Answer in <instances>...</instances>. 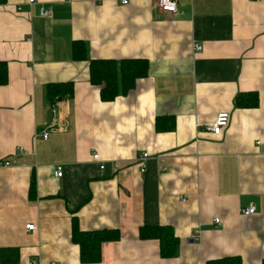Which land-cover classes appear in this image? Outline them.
Wrapping results in <instances>:
<instances>
[{
    "label": "crops",
    "instance_id": "1",
    "mask_svg": "<svg viewBox=\"0 0 264 264\" xmlns=\"http://www.w3.org/2000/svg\"><path fill=\"white\" fill-rule=\"evenodd\" d=\"M122 1L0 3L8 69L0 85V249H17L13 264H206L227 256L261 264L264 0H176L174 13L153 0ZM80 39L87 59L76 61L71 48ZM125 57L145 58L147 74L103 101L88 81V60ZM67 81L72 94L50 103L46 86ZM250 91L257 106H235ZM219 112L228 123L213 135L204 126ZM168 116L174 127L155 129ZM248 205L255 211L243 215ZM73 215L84 231L119 230L98 262L80 261ZM145 224L173 228L174 257L138 237Z\"/></svg>",
    "mask_w": 264,
    "mask_h": 264
},
{
    "label": "trees",
    "instance_id": "2",
    "mask_svg": "<svg viewBox=\"0 0 264 264\" xmlns=\"http://www.w3.org/2000/svg\"><path fill=\"white\" fill-rule=\"evenodd\" d=\"M5 0H0V3ZM73 58L76 61L87 59V46L83 40H75L72 43ZM88 81L99 89V95L103 101H111L120 94L135 87L138 78L147 74L148 64L145 58H131L116 60L114 58H95L88 60ZM8 79L6 62L0 60V85H4ZM73 92V82H52L46 86L45 95L53 104L59 98L70 96ZM258 95L256 92H244L236 96L234 104L237 107H256ZM155 129L170 131L174 127L173 118L160 117L155 121ZM34 186L30 183V193L33 194ZM71 241L79 247V258L82 263H96L100 260V249L104 241H116L119 238V230L102 228L101 230H82L78 226L76 215L71 218ZM140 239H155L159 242V255L162 257H174L180 240L174 234L169 225H142L138 230ZM18 256L16 248H1V264H13ZM206 264H241L238 256H227L216 260H209ZM261 264H264V260Z\"/></svg>",
    "mask_w": 264,
    "mask_h": 264
},
{
    "label": "built area",
    "instance_id": "3",
    "mask_svg": "<svg viewBox=\"0 0 264 264\" xmlns=\"http://www.w3.org/2000/svg\"><path fill=\"white\" fill-rule=\"evenodd\" d=\"M27 4H34L37 0H26ZM154 3L156 5H158L160 7V9L164 12H171L174 13L177 11V5H176V0H153ZM123 2H126V0H123ZM18 10L20 9V7L17 8ZM40 15L44 16L46 18H50L52 16V10L50 9H45L43 7H40ZM195 50H199L201 49V45H194ZM228 114L226 112H219L217 113V115L215 116L214 122L207 124L204 126L205 131H208L210 133H212L213 135L215 134H219L221 129L223 127H225L228 123ZM48 135V131H44L42 133L43 137H46ZM148 157V153L143 152L142 154H140L138 156V162H140V167H141V172H143V170H145V165L143 163L144 159H146ZM93 159L94 160H99V154L93 153ZM4 165H9V162H4ZM103 163L100 162L98 164V169L103 170ZM117 164L116 162H113V168L116 170ZM54 174L58 177L62 176L63 174V170H62V165L61 164H56L54 167ZM179 201H184V198H179ZM255 211V208L252 205H248L246 208H242L241 209V213L243 215H247V214H251ZM219 222V218H215L214 219V223H218ZM34 228V224L33 223H27V225H25V229L27 230H32ZM31 264H35V263H31Z\"/></svg>",
    "mask_w": 264,
    "mask_h": 264
}]
</instances>
